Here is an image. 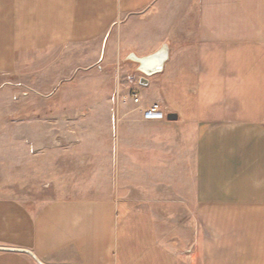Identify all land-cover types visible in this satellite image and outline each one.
I'll return each instance as SVG.
<instances>
[{
    "label": "crops",
    "instance_id": "1",
    "mask_svg": "<svg viewBox=\"0 0 264 264\" xmlns=\"http://www.w3.org/2000/svg\"><path fill=\"white\" fill-rule=\"evenodd\" d=\"M163 45L136 90L166 120L117 124L115 68ZM95 73L100 122L49 127L50 198L0 189V264H264V0H0V116Z\"/></svg>",
    "mask_w": 264,
    "mask_h": 264
},
{
    "label": "rangeland",
    "instance_id": "2",
    "mask_svg": "<svg viewBox=\"0 0 264 264\" xmlns=\"http://www.w3.org/2000/svg\"><path fill=\"white\" fill-rule=\"evenodd\" d=\"M123 60L127 58L124 57ZM138 67V63H119L114 70L115 92L111 107L117 124L142 122L140 110L127 95L129 92L139 94L136 86L141 85V77H145L149 82L151 77L159 73L145 76ZM13 86V101H10L16 104V98L24 100V112L11 111L7 116H0V123L9 125L8 129L0 132V189L9 185L13 192L24 190L26 195L23 199L32 200L35 207L46 202L51 194L49 163L55 158L50 156L48 148L49 127L53 128L56 124L74 126L100 122V116L93 112L100 109V73L86 74L85 77L74 78L72 82L60 83L55 98L42 96L33 100L22 89ZM64 93L70 97L65 98L62 96ZM14 104L12 105L15 106ZM67 110H72L73 114L66 115ZM16 124L24 125V132L17 130ZM34 129L38 133H34ZM75 133L80 136L79 139H91L89 136L92 133ZM34 134L35 140H41L40 151L35 154L32 152ZM60 150L64 153L63 147Z\"/></svg>",
    "mask_w": 264,
    "mask_h": 264
},
{
    "label": "water",
    "instance_id": "3",
    "mask_svg": "<svg viewBox=\"0 0 264 264\" xmlns=\"http://www.w3.org/2000/svg\"><path fill=\"white\" fill-rule=\"evenodd\" d=\"M131 59L135 60L139 65V70L145 75L150 76L156 73H159L163 69V65L168 59V47L166 45H163L159 50L156 52L145 56V57H136L135 55H131ZM148 83L147 79L145 77L140 78V84L146 85ZM28 254H30L34 260L39 263L43 264L35 255H33L29 251H24Z\"/></svg>",
    "mask_w": 264,
    "mask_h": 264
},
{
    "label": "built area",
    "instance_id": "4",
    "mask_svg": "<svg viewBox=\"0 0 264 264\" xmlns=\"http://www.w3.org/2000/svg\"><path fill=\"white\" fill-rule=\"evenodd\" d=\"M127 98L140 110L142 121H163L166 119V113L161 103L143 105L141 96L136 92H129Z\"/></svg>",
    "mask_w": 264,
    "mask_h": 264
}]
</instances>
